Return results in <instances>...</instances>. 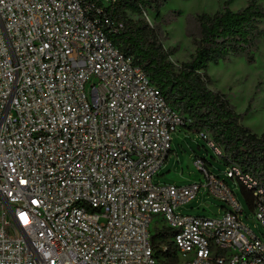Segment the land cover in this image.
<instances>
[{"label": "built area", "instance_id": "built-area-1", "mask_svg": "<svg viewBox=\"0 0 264 264\" xmlns=\"http://www.w3.org/2000/svg\"><path fill=\"white\" fill-rule=\"evenodd\" d=\"M121 1L0 0V264H167L164 229L177 264H264V236L206 161L205 183L154 182L184 120L109 39L126 27L111 16ZM226 168L264 229V188ZM202 188L228 210L178 213Z\"/></svg>", "mask_w": 264, "mask_h": 264}, {"label": "trees", "instance_id": "trees-1", "mask_svg": "<svg viewBox=\"0 0 264 264\" xmlns=\"http://www.w3.org/2000/svg\"><path fill=\"white\" fill-rule=\"evenodd\" d=\"M161 1H121L117 13L111 16L123 17L126 27L118 34H110L109 39L145 72L181 115L186 130L207 134L223 150L225 167L237 165L264 188V134L258 135L242 124V116L227 95L210 88L212 81L208 76L211 66L233 58L253 61L264 40V5L260 0H250L245 8L234 12V0H227L221 11L196 15L186 32L195 53L188 62L176 66L171 61L176 49H166L160 30L141 17L140 6L160 11ZM242 192L247 206L252 208V195L244 188ZM170 236L169 229L158 231L153 242L156 246L168 245L169 251L164 254L167 264H177L179 257Z\"/></svg>", "mask_w": 264, "mask_h": 264}, {"label": "rangeland", "instance_id": "rangeland-1", "mask_svg": "<svg viewBox=\"0 0 264 264\" xmlns=\"http://www.w3.org/2000/svg\"><path fill=\"white\" fill-rule=\"evenodd\" d=\"M151 1V0H147ZM227 0H162L160 11L146 8L151 24L160 30L162 43L166 49H176L171 61L180 66L188 62L195 53L191 39L187 36L190 20L203 13L214 14L222 10ZM250 0H234L231 6L236 12L247 6ZM264 5V0H260ZM137 19V18H136ZM196 33V32H195ZM212 84L211 89L226 94L235 111L242 116V124L254 133L264 134V40L259 44V51L252 62L246 57L233 58L208 70ZM197 158L206 161L207 169L221 180L226 181L237 195L244 208L241 219L263 239L264 229L254 220L244 198L242 188L226 178V167L209 144L199 133L189 132L181 127L173 135L172 152L163 169L154 178L162 185L184 187L193 183H205L204 174L196 167ZM228 207L205 193L202 188L195 201L181 206L178 213L193 217L212 218L225 213ZM164 225L156 218L152 232Z\"/></svg>", "mask_w": 264, "mask_h": 264}]
</instances>
